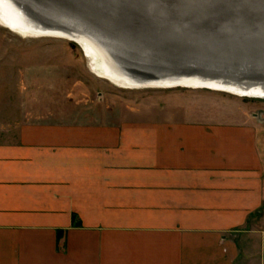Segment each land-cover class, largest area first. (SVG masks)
Listing matches in <instances>:
<instances>
[{"label":"crops","instance_id":"obj_1","mask_svg":"<svg viewBox=\"0 0 264 264\" xmlns=\"http://www.w3.org/2000/svg\"><path fill=\"white\" fill-rule=\"evenodd\" d=\"M15 89L0 85V264H264L251 115H102L68 85Z\"/></svg>","mask_w":264,"mask_h":264},{"label":"water","instance_id":"obj_2","mask_svg":"<svg viewBox=\"0 0 264 264\" xmlns=\"http://www.w3.org/2000/svg\"><path fill=\"white\" fill-rule=\"evenodd\" d=\"M28 10V0H16ZM45 29L86 30L140 82L199 76L238 82L264 76V0H29ZM159 76V77H156Z\"/></svg>","mask_w":264,"mask_h":264},{"label":"rangeland","instance_id":"obj_3","mask_svg":"<svg viewBox=\"0 0 264 264\" xmlns=\"http://www.w3.org/2000/svg\"><path fill=\"white\" fill-rule=\"evenodd\" d=\"M86 63L79 46L71 41L49 37L24 38L0 27V85L5 87L9 99L16 98L18 90L15 88L20 85H68V90L63 91L69 99L85 104L86 113L100 111L102 115L110 112L119 115L174 107V112L179 108L181 113L194 115L202 111L192 104L207 103L216 110L225 109L231 115L238 111L251 115L264 129L263 99L208 89L118 88L94 76ZM212 118L218 117L214 115Z\"/></svg>","mask_w":264,"mask_h":264},{"label":"bare ground","instance_id":"obj_4","mask_svg":"<svg viewBox=\"0 0 264 264\" xmlns=\"http://www.w3.org/2000/svg\"><path fill=\"white\" fill-rule=\"evenodd\" d=\"M184 1V0H183ZM190 8L210 6L213 0H185ZM219 1V0H218ZM168 8L179 5L182 0H158ZM224 2V0H221ZM28 10L16 0H0V27H3L24 38H59L71 41L82 51L88 70L96 77L105 79L110 84L123 89H208L225 92L238 97L264 100V76L258 80L245 82L234 81L235 72H226L227 79H212L199 76H175L149 82H140L123 71L110 50L93 38L86 30L69 28L67 30L45 29L32 16L36 5L28 0ZM159 77V76H156Z\"/></svg>","mask_w":264,"mask_h":264}]
</instances>
